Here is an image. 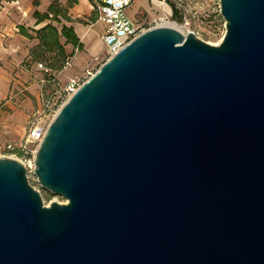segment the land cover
I'll return each instance as SVG.
<instances>
[{"label":"water","instance_id":"95a60500","mask_svg":"<svg viewBox=\"0 0 264 264\" xmlns=\"http://www.w3.org/2000/svg\"><path fill=\"white\" fill-rule=\"evenodd\" d=\"M217 45L157 26L0 158V264H264V0H220Z\"/></svg>","mask_w":264,"mask_h":264},{"label":"rangeland","instance_id":"374dc122","mask_svg":"<svg viewBox=\"0 0 264 264\" xmlns=\"http://www.w3.org/2000/svg\"><path fill=\"white\" fill-rule=\"evenodd\" d=\"M74 5L77 0H0V146L24 140L28 122L33 117H41L49 123L52 120L50 109L58 110V97L63 88L72 80L86 81L107 61V49L103 43L96 48L93 43L83 44L78 50L65 44V39L60 37L64 48L70 47L67 58L70 57L71 62L67 67L56 49L47 51L38 46L35 30L47 23L56 26L58 31L63 24L71 26L72 20L69 22L67 18H70L69 11ZM172 6H175L177 16ZM56 11L60 13L56 14ZM131 11L130 16L134 17L135 12ZM35 12L49 13V19L37 23L40 17ZM84 17L78 20L88 29L96 17L93 11ZM135 20L142 26L157 21L161 26L171 25L192 31L212 45L219 44L225 34L220 0H148L147 8L139 11ZM21 27L26 34L22 33ZM99 33L100 26L95 24L89 37L97 40ZM39 64L43 66L39 67ZM5 157L22 163L16 154L9 153ZM31 161H34L32 156L25 167L27 179L39 191L43 205L49 206L54 201L65 203V198L38 183Z\"/></svg>","mask_w":264,"mask_h":264},{"label":"built area","instance_id":"2783aa9c","mask_svg":"<svg viewBox=\"0 0 264 264\" xmlns=\"http://www.w3.org/2000/svg\"><path fill=\"white\" fill-rule=\"evenodd\" d=\"M133 2L134 0H89L90 9L96 16L95 21L103 26L101 39L106 46L108 59L146 30L161 26L157 21H154V23L150 22L148 26H142L132 20L128 16L127 10ZM70 62V57L66 58L64 67L70 66ZM42 66V64H39V67ZM84 82L72 80L63 88L62 93L58 97L60 103L58 110ZM54 105L56 106L57 102ZM58 110L56 111L55 108L50 109L52 119ZM49 123L44 122L41 117L31 118L27 125L24 140L18 144L13 142L4 143L0 146V158L7 156L9 153L16 154L26 167L30 157H35Z\"/></svg>","mask_w":264,"mask_h":264},{"label":"trees","instance_id":"16d2710c","mask_svg":"<svg viewBox=\"0 0 264 264\" xmlns=\"http://www.w3.org/2000/svg\"><path fill=\"white\" fill-rule=\"evenodd\" d=\"M172 10L174 15L177 16V10L175 9V6H172ZM59 13L60 12L56 11V14ZM35 14L36 16L40 17L37 20V23H40L45 19H49V13L41 15L39 12H35ZM67 21L70 22V18H67ZM21 31L23 34H26L25 29L23 27H21ZM35 32L39 40L38 46H43L47 51L56 49L59 53L62 62L66 60L69 54L66 53L64 44L60 43V37H63L65 39V44H71L74 48L78 50H81L83 47L82 42L74 31V28L72 26H67L66 24H63L61 30L58 31L56 26L52 25L51 23H47L41 28L35 30Z\"/></svg>","mask_w":264,"mask_h":264},{"label":"crops","instance_id":"0c3cea01","mask_svg":"<svg viewBox=\"0 0 264 264\" xmlns=\"http://www.w3.org/2000/svg\"><path fill=\"white\" fill-rule=\"evenodd\" d=\"M47 1H49V0H47ZM58 1L62 2V1H67V0H58ZM147 3H148V0H134L133 4L127 10L128 16L136 22L135 16L137 15V13L139 11L147 8ZM158 7H160V3L158 4ZM163 9H165V8H163ZM131 10H133V13L135 12L134 17L130 16V12L132 13ZM166 11H169V9ZM90 13H91V10H90L89 0H77V5H74L73 7H71L70 11H69V16H70V19L72 20L70 24L74 28V31L77 34V36L79 37L82 44H92L93 43V48H96L101 43H103L102 39H101V34H102V29H103L102 24L95 21V23H93L91 26L89 25L90 28L86 29L81 24L83 22L78 20L79 17L85 18L84 16H89ZM95 24H98L100 26L99 38L97 40L89 37V35L92 31V28L94 27ZM88 37H89V39H88ZM87 39H88V41H86ZM65 51L68 54L70 51V47L65 46Z\"/></svg>","mask_w":264,"mask_h":264},{"label":"bare ground","instance_id":"6f19581e","mask_svg":"<svg viewBox=\"0 0 264 264\" xmlns=\"http://www.w3.org/2000/svg\"><path fill=\"white\" fill-rule=\"evenodd\" d=\"M168 26H170V27H175V28L179 29V27H176V26H171V25H168ZM179 30L182 31V32H184V33L187 32L186 30H183L182 28H180ZM31 165H32V166L34 165V164H33V161H31ZM33 167H34V166H33Z\"/></svg>","mask_w":264,"mask_h":264}]
</instances>
